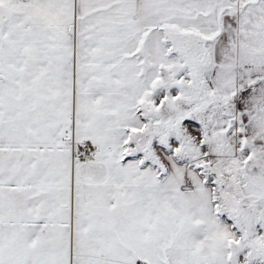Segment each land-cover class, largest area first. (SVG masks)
<instances>
[{
	"label": "snow or ice",
	"instance_id": "snow-or-ice-1",
	"mask_svg": "<svg viewBox=\"0 0 264 264\" xmlns=\"http://www.w3.org/2000/svg\"><path fill=\"white\" fill-rule=\"evenodd\" d=\"M0 264H264V0H0Z\"/></svg>",
	"mask_w": 264,
	"mask_h": 264
}]
</instances>
